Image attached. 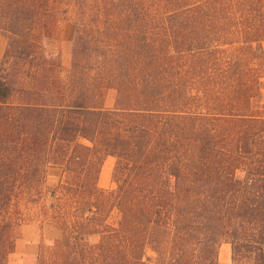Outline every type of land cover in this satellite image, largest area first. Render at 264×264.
Listing matches in <instances>:
<instances>
[{
	"label": "trees",
	"instance_id": "trees-1",
	"mask_svg": "<svg viewBox=\"0 0 264 264\" xmlns=\"http://www.w3.org/2000/svg\"><path fill=\"white\" fill-rule=\"evenodd\" d=\"M0 35V264L21 197L67 238L36 264H264V0H0Z\"/></svg>",
	"mask_w": 264,
	"mask_h": 264
},
{
	"label": "rangeland",
	"instance_id": "rangeland-1",
	"mask_svg": "<svg viewBox=\"0 0 264 264\" xmlns=\"http://www.w3.org/2000/svg\"><path fill=\"white\" fill-rule=\"evenodd\" d=\"M0 37H2L0 35ZM75 27L73 20L70 18L60 22L56 33L51 38L43 39L41 43V54L45 58H58L63 66L64 71H67L71 66L72 51L74 46ZM264 52V43L262 44ZM1 60V58H0ZM115 93L113 90L108 91L105 106L113 105ZM264 100V89H263ZM115 159L106 157L101 166L98 186L104 190H112L115 184L112 181L113 167ZM63 177V172L58 167H48L46 172V184L54 186ZM49 198L46 197V201ZM48 202V201H47ZM17 209L20 212V224L18 226V236L15 241V248L10 254L8 264H36L38 251L42 245L48 246L53 240L60 239L64 244H67V238L54 227L42 223L41 217L38 215L39 205L27 204L24 197L18 199ZM115 214L110 218V222L114 223ZM92 243L97 242L98 237L90 238ZM225 246L222 244L220 247ZM220 249V248H219ZM221 253V256H220ZM218 254V259L221 263L231 264L230 261V246L222 247ZM146 259H151L154 254L150 250H146Z\"/></svg>",
	"mask_w": 264,
	"mask_h": 264
},
{
	"label": "crops",
	"instance_id": "crops-1",
	"mask_svg": "<svg viewBox=\"0 0 264 264\" xmlns=\"http://www.w3.org/2000/svg\"><path fill=\"white\" fill-rule=\"evenodd\" d=\"M5 39L3 37H0V58L2 57V54H3V51H4V48H5ZM225 246H222V247H226L227 244H224ZM220 247V249L222 248ZM220 249H219V253H220ZM220 256H221V253H220Z\"/></svg>",
	"mask_w": 264,
	"mask_h": 264
}]
</instances>
